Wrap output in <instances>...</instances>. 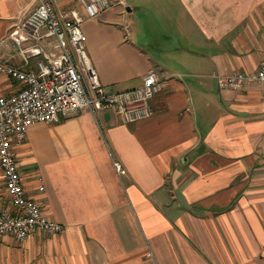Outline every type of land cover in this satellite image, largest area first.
Wrapping results in <instances>:
<instances>
[{
    "label": "crops",
    "instance_id": "crops-1",
    "mask_svg": "<svg viewBox=\"0 0 264 264\" xmlns=\"http://www.w3.org/2000/svg\"><path fill=\"white\" fill-rule=\"evenodd\" d=\"M119 1L84 23L88 53L112 92L156 72L154 115L84 109L32 126L16 148L23 184L65 231L2 236L0 264H264V84L217 80L264 61V0ZM37 5L0 0V61L38 73L11 37ZM18 89L0 77V95Z\"/></svg>",
    "mask_w": 264,
    "mask_h": 264
},
{
    "label": "built area",
    "instance_id": "built-area-1",
    "mask_svg": "<svg viewBox=\"0 0 264 264\" xmlns=\"http://www.w3.org/2000/svg\"><path fill=\"white\" fill-rule=\"evenodd\" d=\"M36 1V8L11 37L27 60L42 58L39 72L0 61V77L19 84L16 93L0 95V168L10 202L9 206H0V238L12 235L21 243L37 230L48 235L65 231L63 224L50 220L40 204L27 196L16 148L28 141L30 128L58 123L62 114L84 109L98 121L105 109H113L125 123H136L154 115L151 101L160 89L154 71L140 87L128 92H112L101 83L88 53L83 26L110 9L113 0H77L82 10H61L55 0ZM119 2L124 4L123 0ZM217 80L220 89L264 84V61L255 71L218 75ZM115 167L122 172L121 162L115 161Z\"/></svg>",
    "mask_w": 264,
    "mask_h": 264
}]
</instances>
